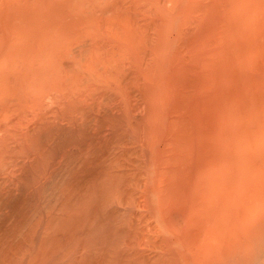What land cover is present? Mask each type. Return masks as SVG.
Returning a JSON list of instances; mask_svg holds the SVG:
<instances>
[{
	"label": "bare ground",
	"instance_id": "1",
	"mask_svg": "<svg viewBox=\"0 0 264 264\" xmlns=\"http://www.w3.org/2000/svg\"><path fill=\"white\" fill-rule=\"evenodd\" d=\"M263 85L264 0H0V264H264Z\"/></svg>",
	"mask_w": 264,
	"mask_h": 264
},
{
	"label": "rangeland",
	"instance_id": "2",
	"mask_svg": "<svg viewBox=\"0 0 264 264\" xmlns=\"http://www.w3.org/2000/svg\"><path fill=\"white\" fill-rule=\"evenodd\" d=\"M263 86H264V85H263ZM263 86H262V87H263ZM261 89H262L261 91H263V90H264V87L261 88ZM262 95H263V96H262ZM262 95H261V99L263 100V99H264V92H262ZM262 100H261V102H262ZM263 102H264V101H263ZM263 102H262V103H263ZM261 105H262V109H263V112H264V104H261ZM262 109H261V111H262ZM263 112H261V116H262L261 119H262V121H264V116L262 115ZM260 121H261V120H260ZM262 121H261L260 124H258L259 122L257 121V122H258V123H256V124H257V127L260 126V125H261L260 127H263V126H264V123H263ZM262 125H263V126H262ZM260 127H258V128H259L258 135L261 133V134H260L261 136L259 135V137H261V141H264V134H262V132H260V131L262 130V128H261V130H260ZM258 128H257V130H258ZM259 132H260V133H259ZM263 133H264V131H263ZM262 135H263V136H262ZM259 137H258V138H259ZM258 140H259V139H258ZM259 141H260V140H259ZM259 141H257L256 143H255V140L253 141L255 144L258 143V145H254V143H253V144H252V145H253V146H252V149H253L254 146H255V147L257 146L258 149L260 150L259 143H260L261 141H260V142H259ZM260 144H261V143H260ZM262 144H263V142H262ZM262 144H261L260 146H262V148H264V144H263V145H262ZM262 148H261V149H262ZM258 149L256 150V149L254 148V149L252 150L253 153H252V151H251V149H250V155L252 154V156H254V157L256 158V160H258V161L261 160V159H263L262 161H264V157H262L263 155H262V156H261V155H260V156L258 155V154H263V153H264V151H263L264 149L262 150L263 153L261 152V150H260V152H261V153H260ZM254 150H255L256 152L258 151V153L254 152ZM253 154H254V155H253ZM257 155H258V156H257ZM258 157H261V158L258 159ZM248 158H250V157H248ZM258 161H257V162H258ZM262 161H261V162H262ZM261 162L259 161V163L257 164V165H259V167H260V165H261V166L263 165Z\"/></svg>",
	"mask_w": 264,
	"mask_h": 264
}]
</instances>
